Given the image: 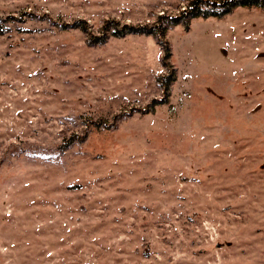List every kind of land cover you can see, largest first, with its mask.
<instances>
[{
    "label": "rangeland",
    "instance_id": "1",
    "mask_svg": "<svg viewBox=\"0 0 264 264\" xmlns=\"http://www.w3.org/2000/svg\"><path fill=\"white\" fill-rule=\"evenodd\" d=\"M190 1L0 0V264H264V2L103 27Z\"/></svg>",
    "mask_w": 264,
    "mask_h": 264
},
{
    "label": "trees",
    "instance_id": "2",
    "mask_svg": "<svg viewBox=\"0 0 264 264\" xmlns=\"http://www.w3.org/2000/svg\"><path fill=\"white\" fill-rule=\"evenodd\" d=\"M204 2L208 8L201 9L200 3ZM264 2V0H191L187 7L184 8L180 13V15H164L159 16L160 23H152V24H137V25H130V24H123L122 27L118 28L114 26L112 20H107L106 24L103 26L104 29H112L111 34L114 36H120L124 33H132V34H151L153 35L158 41L162 42V36L164 34V26H162L163 21H168V23L177 24L182 19H186V17L192 16L195 17L197 15L202 16H209V15H221L231 11L232 8L236 6H252V5H260ZM166 18V20H164ZM86 30V28H83ZM90 35L87 39L92 40ZM93 37V36H92ZM101 41L104 40V36H99ZM94 40V39H93ZM168 48H165V53L163 59L168 55ZM165 89V88H164Z\"/></svg>",
    "mask_w": 264,
    "mask_h": 264
},
{
    "label": "water",
    "instance_id": "3",
    "mask_svg": "<svg viewBox=\"0 0 264 264\" xmlns=\"http://www.w3.org/2000/svg\"><path fill=\"white\" fill-rule=\"evenodd\" d=\"M222 244H230V242H223ZM217 246H219V244H217Z\"/></svg>",
    "mask_w": 264,
    "mask_h": 264
}]
</instances>
